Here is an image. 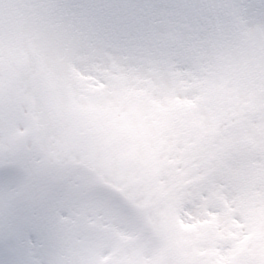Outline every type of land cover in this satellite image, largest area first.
<instances>
[{"label":"snow or ice","instance_id":"snow-or-ice-1","mask_svg":"<svg viewBox=\"0 0 264 264\" xmlns=\"http://www.w3.org/2000/svg\"><path fill=\"white\" fill-rule=\"evenodd\" d=\"M0 264H264V0H0Z\"/></svg>","mask_w":264,"mask_h":264}]
</instances>
